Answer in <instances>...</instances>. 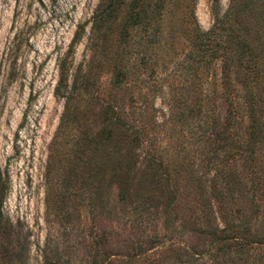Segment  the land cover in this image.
Instances as JSON below:
<instances>
[{
  "label": "rangeland",
  "instance_id": "1",
  "mask_svg": "<svg viewBox=\"0 0 264 264\" xmlns=\"http://www.w3.org/2000/svg\"><path fill=\"white\" fill-rule=\"evenodd\" d=\"M107 2L0 0V264H264V0Z\"/></svg>",
  "mask_w": 264,
  "mask_h": 264
},
{
  "label": "trees",
  "instance_id": "2",
  "mask_svg": "<svg viewBox=\"0 0 264 264\" xmlns=\"http://www.w3.org/2000/svg\"><path fill=\"white\" fill-rule=\"evenodd\" d=\"M109 1V0H108ZM164 0H144V35L152 36L153 33V24L156 21V13L161 10L162 4ZM108 3V2H107ZM110 2L108 3L110 5ZM155 11H157L155 13ZM186 14L193 15L194 12L192 7H188L186 10ZM225 16L216 17V20L213 26L206 31H201L196 23L193 25L191 29L192 38L195 41L196 49L192 52L191 56L199 62L202 60L205 55L209 54L212 56H222L223 57V65L225 67V78L227 85V95L236 96L239 91L234 84L231 82V67L237 66L240 67L243 65V57H253V51L251 47L245 42V40L241 39L237 32H235L231 27L225 26ZM75 38V37H74ZM249 53L248 55L246 53ZM204 60V59H203ZM190 67H194V64L189 65ZM196 67V66H195ZM194 67V68H195ZM232 103H235L233 101ZM240 104V103H239ZM254 109L253 106H250V129L248 131V138L252 139V141L256 142L258 136L260 134V128L257 125L256 118L254 117ZM157 164V162H155ZM222 233L225 232V228H220L216 225L214 228H211V231H208L209 235H215L216 232ZM240 231L234 229V233L238 234ZM233 233V234H234ZM236 237V235H233ZM217 240V239H216ZM184 250L185 248L182 247ZM110 255H107L105 259L96 264H107L109 262Z\"/></svg>",
  "mask_w": 264,
  "mask_h": 264
}]
</instances>
